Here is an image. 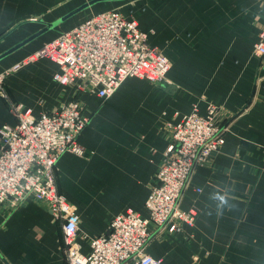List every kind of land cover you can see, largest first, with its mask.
<instances>
[{
	"label": "crops",
	"instance_id": "crops-1",
	"mask_svg": "<svg viewBox=\"0 0 264 264\" xmlns=\"http://www.w3.org/2000/svg\"><path fill=\"white\" fill-rule=\"evenodd\" d=\"M87 1L0 0V55ZM111 9L150 32V44L171 67L160 83L126 79L106 101L78 95L92 117L79 136L85 154L64 153L55 172L79 216L81 252H90V239L107 233L117 214L133 209L148 216L151 186L173 142L169 124L214 104L229 128L226 142L195 168L180 200L182 209L198 208L196 222L176 232L153 226L147 251L164 264H264V57L254 54L264 0L98 2L1 58L0 73ZM58 71L55 62L39 58L6 74L0 128L17 123L12 103L39 116L72 99L74 87L55 81ZM63 223L32 199L17 208L1 204L0 264H68Z\"/></svg>",
	"mask_w": 264,
	"mask_h": 264
},
{
	"label": "built area",
	"instance_id": "built-area-1",
	"mask_svg": "<svg viewBox=\"0 0 264 264\" xmlns=\"http://www.w3.org/2000/svg\"><path fill=\"white\" fill-rule=\"evenodd\" d=\"M149 34L134 17L118 9L102 11L0 73V94L6 97V74L47 58L59 67L55 81L74 87L72 99L39 116L33 115L31 108L12 103L17 123L0 128V205L10 202L17 208L31 199L44 204L55 219L64 222L68 264H164L147 251L153 226L176 232L182 231L184 224L196 222L198 208L182 209L181 197L195 168L207 163L226 142L229 128L221 124L217 105L210 104L205 114L194 108L179 122L170 123L173 142L151 186L146 201L148 216L133 209L117 214L107 233L90 239V252H81L79 216L58 189L56 164L64 153L85 154L79 136L92 117L86 111V100L78 95L90 93L106 101L128 78L151 83L167 80L171 62L150 44ZM254 54L264 57V29L254 44Z\"/></svg>",
	"mask_w": 264,
	"mask_h": 264
},
{
	"label": "water",
	"instance_id": "water-1",
	"mask_svg": "<svg viewBox=\"0 0 264 264\" xmlns=\"http://www.w3.org/2000/svg\"><path fill=\"white\" fill-rule=\"evenodd\" d=\"M102 1H109V0H89L81 5H79L78 7L74 8L73 10H71L70 12L66 13L65 15L61 16L60 18L56 19L53 22H47L45 23V27H43L42 29H40L38 32H36L35 34L29 36L27 39H25L23 42L19 43L18 45H15L14 47H12L11 49H9L8 51L2 53L0 55V59L5 57L6 55L10 54L11 52H13L14 50H16L17 48L23 46L24 44H26L27 42L31 41L32 39L44 34L45 32L49 31L52 28H55L56 26L60 25L61 23L65 22L66 20L70 19L71 17H73L74 15L80 13L81 11L95 5L98 2H102Z\"/></svg>",
	"mask_w": 264,
	"mask_h": 264
},
{
	"label": "rangeland",
	"instance_id": "rangeland-1",
	"mask_svg": "<svg viewBox=\"0 0 264 264\" xmlns=\"http://www.w3.org/2000/svg\"><path fill=\"white\" fill-rule=\"evenodd\" d=\"M89 13L90 12H85V13L81 14L79 18L75 19L74 21L72 20L73 21L72 23H75V22L79 21L80 19L85 18Z\"/></svg>",
	"mask_w": 264,
	"mask_h": 264
}]
</instances>
